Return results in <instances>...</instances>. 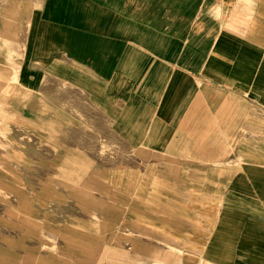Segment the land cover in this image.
<instances>
[{
	"label": "crops",
	"instance_id": "0c3cea01",
	"mask_svg": "<svg viewBox=\"0 0 264 264\" xmlns=\"http://www.w3.org/2000/svg\"><path fill=\"white\" fill-rule=\"evenodd\" d=\"M46 2L0 91L18 74L27 124L35 95L64 124L78 95L95 129L143 152L127 163L143 209L127 264H264V0ZM22 19L0 3L5 61Z\"/></svg>",
	"mask_w": 264,
	"mask_h": 264
},
{
	"label": "rangeland",
	"instance_id": "374dc122",
	"mask_svg": "<svg viewBox=\"0 0 264 264\" xmlns=\"http://www.w3.org/2000/svg\"><path fill=\"white\" fill-rule=\"evenodd\" d=\"M0 3L23 18L12 60L0 56V69L11 77L25 61L29 18L48 5ZM10 84V93L0 91V264H127V245L136 235L126 230L143 213L125 183L127 163L141 160L143 152L121 128L114 134L105 119L95 129L78 95L65 124L47 121L55 111L43 93L35 95L38 115L23 122L18 74Z\"/></svg>",
	"mask_w": 264,
	"mask_h": 264
}]
</instances>
